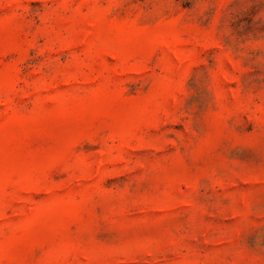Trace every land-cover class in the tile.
I'll use <instances>...</instances> for the list:
<instances>
[{
    "label": "rangeland",
    "instance_id": "obj_1",
    "mask_svg": "<svg viewBox=\"0 0 264 264\" xmlns=\"http://www.w3.org/2000/svg\"><path fill=\"white\" fill-rule=\"evenodd\" d=\"M0 264H264V0H0Z\"/></svg>",
    "mask_w": 264,
    "mask_h": 264
}]
</instances>
